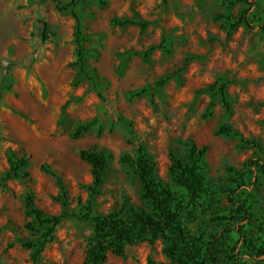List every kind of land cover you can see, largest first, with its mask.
I'll list each match as a JSON object with an SVG mask.
<instances>
[{
  "label": "rangeland",
  "instance_id": "rangeland-1",
  "mask_svg": "<svg viewBox=\"0 0 264 264\" xmlns=\"http://www.w3.org/2000/svg\"><path fill=\"white\" fill-rule=\"evenodd\" d=\"M69 1L0 0V264H82L93 233L83 215L148 209L138 146L153 177L183 198L170 153L183 160L191 142L207 147L206 190L180 211L183 225L199 247L217 241L219 264H264L242 245V216L227 196L243 183L234 200L250 212L246 241L264 245V176L246 165H264V0H252L251 26L239 20L248 7L239 0H79L78 20L58 8ZM123 19L146 25L114 22ZM77 25L86 74L75 64ZM223 126L231 132H219ZM78 149L109 154L95 194ZM24 154L28 176L5 178L8 157ZM27 196L45 215H67L36 258L24 243L42 241L46 229L27 213ZM162 249V240L136 241L121 255L108 251L106 264L167 261Z\"/></svg>",
  "mask_w": 264,
  "mask_h": 264
},
{
  "label": "trees",
  "instance_id": "trees-1",
  "mask_svg": "<svg viewBox=\"0 0 264 264\" xmlns=\"http://www.w3.org/2000/svg\"><path fill=\"white\" fill-rule=\"evenodd\" d=\"M79 0H70L63 7H58L60 10L70 8L73 16L78 20V16L74 11V7ZM104 3V0H99ZM246 4L247 9L241 12L240 21L246 25H250V20L247 15L250 7L255 3L252 0H239ZM227 21L229 20L226 17ZM115 24L120 26L126 25H140L144 27L145 22L135 19L115 20ZM229 22V21H228ZM235 23H238L236 21ZM235 23H230L233 28ZM42 38L46 40L50 33L49 25L43 22ZM260 29H264V24L259 25ZM76 43V61L80 70L86 74L84 68V53L81 47L80 30L77 25L74 33ZM154 48V47H153ZM152 48V49H153ZM4 66V63H3ZM4 68V67H3ZM225 87L223 83L220 87V93L223 101L225 100ZM93 120L80 124L74 132L72 137H78L82 133L89 130L92 126ZM219 132L230 133V127L223 126L219 128ZM258 148L260 145L256 144ZM206 146H197L193 142L188 145L185 158L182 160L178 158L174 152L170 153L171 167L174 183L182 188L185 192V197H176L166 186L153 177V167L149 162L144 145L140 144L137 149V156L134 160L136 173L142 185V199L147 203L148 209H139L134 206H127L123 209L122 215L118 212H109L105 215H89L85 214L82 218L90 219L93 224V233L90 243L85 253L82 264H106L107 252L110 251L116 255L123 253L124 247L136 241H147L149 244H154L157 240H162V252L167 258V261L156 262L148 259L147 264H219L218 250L216 240L208 241L204 247H199L194 238H192L186 227L183 225L180 218V211L192 204H198L206 190V178L204 169V155ZM78 156L81 160L87 162L91 169L92 183L91 193L95 194L96 190L103 181L106 172L107 159L109 154L105 150L96 151L91 149H78ZM123 162H130L127 155L121 157ZM9 171L5 178H24L28 173L24 171L28 160L27 155L21 157H8ZM250 168L257 166L260 168L264 176V165L258 160H248L246 162ZM237 184V181H233ZM239 191L229 189L228 198L236 209L235 211L242 216V223L236 226L235 232L242 241V245L249 251V255L254 258L264 256V245H255L246 241L244 235V226L246 221L250 218V212L243 205L234 200V196L238 192L245 193L243 183L236 185ZM27 213L33 217L34 222L38 225L37 228H45L46 233H43L42 241L37 243L25 242L24 244L30 248H34L33 255L36 258L44 245L52 238L54 228L65 218L66 213L60 215H45L40 209L34 206L31 196L26 197ZM245 222V223H243ZM30 230L35 229L31 223L27 224Z\"/></svg>",
  "mask_w": 264,
  "mask_h": 264
}]
</instances>
